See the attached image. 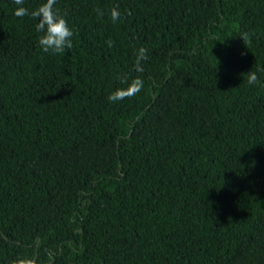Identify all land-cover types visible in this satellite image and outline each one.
<instances>
[{
	"label": "trees",
	"instance_id": "16d2710c",
	"mask_svg": "<svg viewBox=\"0 0 264 264\" xmlns=\"http://www.w3.org/2000/svg\"><path fill=\"white\" fill-rule=\"evenodd\" d=\"M16 7L0 0V264H264V0H56L74 32L56 54ZM125 76L143 89L110 102Z\"/></svg>",
	"mask_w": 264,
	"mask_h": 264
},
{
	"label": "clouds",
	"instance_id": "9594fccd",
	"mask_svg": "<svg viewBox=\"0 0 264 264\" xmlns=\"http://www.w3.org/2000/svg\"><path fill=\"white\" fill-rule=\"evenodd\" d=\"M18 6L14 10V15L17 17L31 16L37 21L36 31L39 33L38 43L44 52L51 51L52 53H63L65 49L73 47L74 32L69 26L66 15L61 14L55 8L56 0H44L35 9L29 12V9L24 7V0H14ZM102 16L103 13L97 10ZM120 18L118 9H112L111 19L113 22ZM242 40H247L248 36H240ZM109 48L114 46V42L109 39L106 41ZM148 59L147 49L140 47L136 53L135 71L143 73L144 68L142 62ZM259 70V69H258ZM248 83L255 85L259 82V77L255 71L247 72ZM122 87L111 92L107 99L110 102H116L125 98H131L137 95L144 86V81L139 77L129 78L127 76L122 78ZM9 264H39L38 260L32 256H17L9 261Z\"/></svg>",
	"mask_w": 264,
	"mask_h": 264
}]
</instances>
